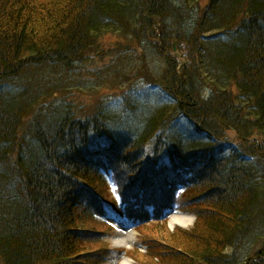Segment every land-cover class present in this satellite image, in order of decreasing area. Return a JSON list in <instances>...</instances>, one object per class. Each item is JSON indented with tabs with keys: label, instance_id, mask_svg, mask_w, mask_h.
<instances>
[{
	"label": "trees",
	"instance_id": "obj_1",
	"mask_svg": "<svg viewBox=\"0 0 264 264\" xmlns=\"http://www.w3.org/2000/svg\"><path fill=\"white\" fill-rule=\"evenodd\" d=\"M175 205L153 261L264 264V0H0V264H103L109 212Z\"/></svg>",
	"mask_w": 264,
	"mask_h": 264
},
{
	"label": "rangeland",
	"instance_id": "obj_2",
	"mask_svg": "<svg viewBox=\"0 0 264 264\" xmlns=\"http://www.w3.org/2000/svg\"><path fill=\"white\" fill-rule=\"evenodd\" d=\"M178 57L180 58V62L182 64L186 65L188 63V59L185 58V54L183 52H179ZM81 99H84V97L81 96ZM167 219L168 222L165 224L155 223L148 226L138 227L137 230L132 229L127 223H121V221H117L115 219L111 220V223L114 224V228L104 227V225H102V227L94 226L96 230L99 229L98 231L103 233H108V231H110L112 234H110V237L105 244H95L93 249L102 248L106 251L108 260H106L104 264H121L125 255L127 260L130 259L135 264H154L153 262L161 264L157 262V259H155V261L150 259L152 257L158 258V252L165 249L163 245H158L159 240L164 243H169V232L174 233L177 231H190L196 222V218L194 216L175 213L174 211L167 214ZM172 220L178 222L182 221L188 226L183 227L179 225V223L173 222ZM122 236H124V238H126V236H132V243L120 238ZM118 241H124L123 243L125 244V247L120 246L121 244L118 246ZM149 247H152L151 253H148L146 250ZM251 247L252 246L250 245L248 249ZM247 250L246 248L244 249V251ZM171 253L174 254L172 251Z\"/></svg>",
	"mask_w": 264,
	"mask_h": 264
},
{
	"label": "bare ground",
	"instance_id": "obj_3",
	"mask_svg": "<svg viewBox=\"0 0 264 264\" xmlns=\"http://www.w3.org/2000/svg\"><path fill=\"white\" fill-rule=\"evenodd\" d=\"M173 222H176V223H179V225H181V226H183V227H187L188 225H185V223H183L182 221L181 222H178V221H175V220H172ZM120 238H123V239H125L126 241H128V242H130V243H132V241H133V238H132V236H126V238H124V236H122V237H120ZM124 241H118V246L120 245V246H123V247H125V244L123 243ZM121 264H135V263H133L130 259H123L122 260V262H121Z\"/></svg>",
	"mask_w": 264,
	"mask_h": 264
}]
</instances>
